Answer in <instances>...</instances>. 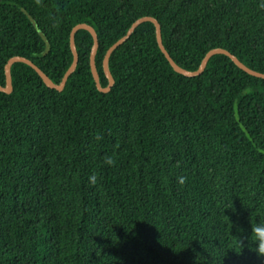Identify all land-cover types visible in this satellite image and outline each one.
<instances>
[{
    "label": "trees",
    "instance_id": "1",
    "mask_svg": "<svg viewBox=\"0 0 264 264\" xmlns=\"http://www.w3.org/2000/svg\"><path fill=\"white\" fill-rule=\"evenodd\" d=\"M142 17L182 69L219 48L264 74V0H0V85L15 56L59 84L85 23L105 88ZM92 44L76 33L62 92L22 63L0 92V264H264V80L223 55L184 77L143 23L104 94Z\"/></svg>",
    "mask_w": 264,
    "mask_h": 264
},
{
    "label": "water",
    "instance_id": "2",
    "mask_svg": "<svg viewBox=\"0 0 264 264\" xmlns=\"http://www.w3.org/2000/svg\"><path fill=\"white\" fill-rule=\"evenodd\" d=\"M143 23H152L153 24V26L155 28L156 43L158 45L159 50L164 55L165 59L168 61L169 65L171 66L173 71L184 76V77L194 78V77L200 76L203 73L204 69L206 68V65H207L210 58H212L215 55H223V56H226L227 58H229L233 62V64L238 69L243 71L244 73H246L250 76H253L255 78H259V79L264 80V74L263 73H258L254 70L249 69L243 63H241L234 55H232L230 52H228L227 50H224V49H219V48L218 49H212L209 52H207L196 71H187L185 69H182L173 61V59L170 57V55L168 54V52L164 48V46L162 44V38H161V28H160V25L157 22V20L152 18V17H142V18H139L136 21H134L133 24L128 29L127 33L122 38H120L118 41H116L106 51V54H105L103 61H102L103 74H104L105 78L107 79V86L105 88H103L100 84V77H99V74H98V71L96 68V64H95V57H96V53H97V49H98L97 34L91 26H89L85 23H82V24H78L75 27H73L71 32H70L69 47H70V51L72 54V62H71V65L69 66V68L67 69V71L64 73L59 84L53 83L46 76V74H44L42 72V70H40L30 60L23 58V57L15 56V57L10 58L4 66L5 85L4 86L0 85V92L7 94V95H9L12 92V80H11L10 70H11L12 65H14L16 63H22V64H25V65L29 66L30 68H32L36 72V74L40 77V79L42 80V82L44 83V85L48 89H52V90H56L58 92H62L68 78L76 70L77 63H78V54H77L76 46H75V35L78 31L83 30V31H87L91 35L92 40H93L92 48L90 51V57H89V65H90V71H91L93 81L95 83L96 89L100 93L106 94L111 90V88L114 85V79H113V77L109 71V59H110L112 53L118 47L123 45L129 39V37L132 35V33L137 29V27H139Z\"/></svg>",
    "mask_w": 264,
    "mask_h": 264
},
{
    "label": "clouds",
    "instance_id": "3",
    "mask_svg": "<svg viewBox=\"0 0 264 264\" xmlns=\"http://www.w3.org/2000/svg\"><path fill=\"white\" fill-rule=\"evenodd\" d=\"M251 234L253 235L255 242L249 244L254 245V247H250V251L254 252L257 257L264 258V224L253 227L251 229ZM236 244L241 251V248L243 247L242 243L236 239Z\"/></svg>",
    "mask_w": 264,
    "mask_h": 264
}]
</instances>
